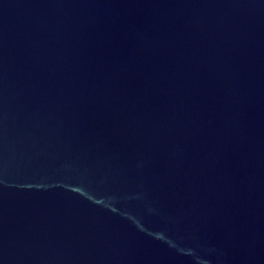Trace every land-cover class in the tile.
Here are the masks:
<instances>
[{
	"label": "water",
	"instance_id": "water-1",
	"mask_svg": "<svg viewBox=\"0 0 264 264\" xmlns=\"http://www.w3.org/2000/svg\"><path fill=\"white\" fill-rule=\"evenodd\" d=\"M0 264H264V0H0Z\"/></svg>",
	"mask_w": 264,
	"mask_h": 264
}]
</instances>
